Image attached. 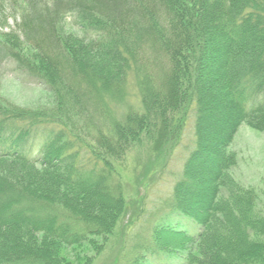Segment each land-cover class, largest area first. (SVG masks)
Returning <instances> with one entry per match:
<instances>
[{"label": "trees", "instance_id": "1", "mask_svg": "<svg viewBox=\"0 0 264 264\" xmlns=\"http://www.w3.org/2000/svg\"><path fill=\"white\" fill-rule=\"evenodd\" d=\"M38 6L46 10L30 14ZM24 7L17 31L0 37L15 58H24L21 38L39 52L70 112L87 111L85 125L96 139L144 130L150 102L174 99L187 72L195 148L174 186V204L201 233L172 232L197 242L202 255L184 264H264V188L246 189L225 176L237 165L226 150L241 126L264 133V0H26ZM133 82L145 111L121 120L113 102L126 99ZM211 109L220 111L226 131H212L221 120ZM66 114L71 123L60 125L18 109L12 118L0 116V160L13 157L20 166L0 172V264H57L38 236L82 244L103 234L123 206L109 164Z\"/></svg>", "mask_w": 264, "mask_h": 264}, {"label": "rangeland", "instance_id": "2", "mask_svg": "<svg viewBox=\"0 0 264 264\" xmlns=\"http://www.w3.org/2000/svg\"><path fill=\"white\" fill-rule=\"evenodd\" d=\"M3 1L0 4V32H16L18 24L22 22L17 12L25 8L26 0ZM12 2L15 4L14 10L10 6ZM37 10L42 14V10L46 9L43 6L31 8L30 14L36 16L39 13ZM2 15L7 20H3ZM21 40H24L21 52L25 59H29L28 63H24V58L13 57L5 46L7 40L0 37V116L12 118L18 109L25 118L29 113H34L60 125L61 121L71 123L66 117L68 113L76 128V135L92 143L95 154L109 164L107 166L113 173L111 180L116 194L123 199V206L115 213L114 219L105 225L107 230L82 244L67 245L48 236H38L37 240L46 248V253L55 255L57 264H184L187 256L201 258L202 252L197 242L190 243L172 232L187 231L194 238L201 233V226L181 214L174 204V186L182 180L185 161L195 148L196 115L194 106L190 109L194 80L192 82L184 72L185 77L177 86L178 96L167 102L160 99L150 102L145 112L147 123L144 130L135 132L130 138L125 133L128 131L122 129L124 133L118 130V139L104 136L96 139L85 125L87 111L81 116L70 112L68 98H65L67 94L47 72V65L39 52L30 48L25 39ZM219 44L215 42L214 45ZM211 64L218 65L213 59L209 62ZM213 76L210 75L209 80ZM216 89L220 93L223 91L221 86ZM129 90L126 99L113 102L114 115L121 120L128 112L145 111V104L134 82ZM178 106L181 109L176 110ZM219 112L210 110L212 117L221 120L213 126L214 132L227 130V122L222 120ZM82 120L84 124H81ZM226 153L237 157V165L226 171L225 176L243 188L263 191L264 133L243 124ZM206 154L210 157L213 155L210 151ZM15 163L13 157L1 159L0 172L18 170L14 167ZM17 166L20 167L19 164ZM196 182L199 184L198 180ZM197 200L201 198L197 197ZM3 216H7L6 213ZM38 264L53 262L48 260Z\"/></svg>", "mask_w": 264, "mask_h": 264}]
</instances>
